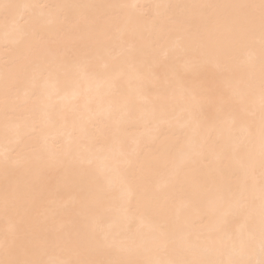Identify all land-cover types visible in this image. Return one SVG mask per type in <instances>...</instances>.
I'll return each mask as SVG.
<instances>
[{
    "label": "bare ground",
    "instance_id": "obj_1",
    "mask_svg": "<svg viewBox=\"0 0 264 264\" xmlns=\"http://www.w3.org/2000/svg\"><path fill=\"white\" fill-rule=\"evenodd\" d=\"M260 2L0 0V264L264 262Z\"/></svg>",
    "mask_w": 264,
    "mask_h": 264
},
{
    "label": "snow or ice",
    "instance_id": "obj_2",
    "mask_svg": "<svg viewBox=\"0 0 264 264\" xmlns=\"http://www.w3.org/2000/svg\"><path fill=\"white\" fill-rule=\"evenodd\" d=\"M4 6L7 7V5ZM260 10H261L260 19H261V31H262V44H264V0H261L260 2ZM262 223H264V221H262ZM262 264H264V262H262Z\"/></svg>",
    "mask_w": 264,
    "mask_h": 264
}]
</instances>
